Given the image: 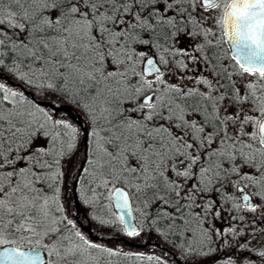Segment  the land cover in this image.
<instances>
[{
    "label": "snow or ice",
    "instance_id": "6c2138e0",
    "mask_svg": "<svg viewBox=\"0 0 264 264\" xmlns=\"http://www.w3.org/2000/svg\"><path fill=\"white\" fill-rule=\"evenodd\" d=\"M181 31L202 42L175 47ZM201 60L210 71L188 75V61ZM0 66L46 102L0 83V264H167L75 230L59 180L80 129L65 102L89 120L88 167L75 178L85 203L119 213L95 217L101 226L129 238L145 225L165 239L183 234L195 252L213 239L209 218L239 222L215 233L232 236L264 221V0H0ZM207 191L225 207L202 203ZM133 201L158 211L134 221ZM239 247L264 264V242L249 247L245 236Z\"/></svg>",
    "mask_w": 264,
    "mask_h": 264
},
{
    "label": "trees",
    "instance_id": "16d2710c",
    "mask_svg": "<svg viewBox=\"0 0 264 264\" xmlns=\"http://www.w3.org/2000/svg\"><path fill=\"white\" fill-rule=\"evenodd\" d=\"M7 27V26H2ZM13 30L8 29L9 34ZM18 31V30H17ZM140 51L147 50L152 52L155 57H159V53L155 48H147L140 46ZM5 64L9 67L12 66V62L8 57H5ZM0 83H4L7 87L15 91L22 92L26 98H32L39 103H46L42 97L37 93V90L22 82L15 75L10 73L7 68L0 66ZM64 108L71 112L74 118V122L80 129L77 138V147L69 155L65 156L61 161V177L59 180V187L61 188V203L66 209L68 218L73 220L76 225L77 231H80L86 238L103 242L105 246L114 248L123 252H144L148 254H156L164 257L167 264H225L228 258H231L233 264H260V261L256 257L255 253L251 254V260L248 259L249 253L245 249L239 247L240 243H243L244 237L247 236L249 239L253 237L251 229L255 225L245 223L243 228L248 229L247 232L242 231L238 236L232 235H215L216 232L226 233L227 228L232 225L240 227L239 222L232 221L231 218L225 214L223 220L216 219L213 221L211 218L208 220V227L211 229L215 239L212 246H204L202 249L197 248L195 252L191 251L188 244H185V235L183 234H169L167 239L159 235L157 232L152 231L145 225L144 230L140 237L129 238L123 235L119 231L120 225L117 224L115 228L110 226H101L98 219L95 217L102 216L105 219H114L115 213L110 208L106 213L99 204L85 203L89 196L84 194V189L87 187L83 184L82 179H75L78 170L83 167H88L85 162V152L91 151V137L90 133L87 132L89 129V120L87 116L76 109L70 102L64 103ZM73 156H77V159L71 162ZM67 178L68 180L62 182L61 179ZM83 177V173H81ZM227 193L228 185H226ZM205 192L204 194L209 193ZM218 203L221 207H225V201L220 198L219 194H216ZM211 198V195L208 196ZM207 201V198L204 199ZM107 204V200L103 201ZM155 201H151L147 204L144 209V215H141L137 207L134 209V216L136 220L144 221L145 216H155L157 209L154 207ZM259 229L255 228V233L258 234ZM144 235H149L144 237ZM179 235V239H177ZM191 243V240H189ZM181 245H184L181 248ZM144 249V250H143ZM46 251V250H45ZM187 253V255H185ZM47 254V252H46ZM113 264H136L133 260H125L123 258H113Z\"/></svg>",
    "mask_w": 264,
    "mask_h": 264
},
{
    "label": "flooded vegetation",
    "instance_id": "af4514ba",
    "mask_svg": "<svg viewBox=\"0 0 264 264\" xmlns=\"http://www.w3.org/2000/svg\"><path fill=\"white\" fill-rule=\"evenodd\" d=\"M183 27L184 26L181 25L182 29H183ZM188 27L191 30V32L195 31L194 29H192L191 25H189ZM180 35H181V38L176 42L175 47L182 48V49H187L189 52H192L193 49L195 47H197V45L200 44L202 42V39H203L202 37H197L196 35L191 34V33L190 34H184L183 31H181ZM221 52H222V54L224 52H226L228 54L229 61H230L231 54H230L227 42H225L223 44ZM188 63H189V66H190L188 72H190L191 75H197L198 76L201 73H205L206 74L207 72L210 71V67L209 68L205 67V61L204 60H201L198 64L195 63V62H192V61H188ZM230 66H231V63H230Z\"/></svg>",
    "mask_w": 264,
    "mask_h": 264
},
{
    "label": "rangeland",
    "instance_id": "374dc122",
    "mask_svg": "<svg viewBox=\"0 0 264 264\" xmlns=\"http://www.w3.org/2000/svg\"><path fill=\"white\" fill-rule=\"evenodd\" d=\"M144 52L147 54L149 51H147V50H144ZM150 53H152V52H150ZM188 75H190L191 76V74H190V72H188ZM176 79V77H173V80H175ZM77 159V156H73V158H72V160H71V162H72V164H73V162L75 161V160ZM68 179L65 177V178H63V179H61V181L62 182H65V181H67ZM228 190H229V192L231 193V194H236V195H238L237 193H235V188L232 186V185H228ZM204 195V198L206 199V198H208V196L209 195H211V198H216L217 199V196L215 195V193H213V192H209L208 193V195L207 194H203ZM202 203L203 202H206L205 200H202L201 201ZM109 202L107 201V204H108ZM145 203L146 202H142V201H133V203H132V207H133V209H135L136 207L138 208V209H143V211H144V209H145ZM148 203H150V202H147V204ZM110 209L113 211V209H112V207H110ZM114 213V212H113ZM251 215V214H250ZM136 220V219H135ZM210 228V227H209ZM255 228L256 229H259L260 230V232L262 231V230H264V221H262L261 220V218L260 217H257V223H256V225H255ZM259 232V233H260ZM212 235H213V233H212ZM149 235H144V237H148ZM213 238H214V235H213ZM215 239H212V241L207 245V246H212V244H213V241H214ZM216 241V240H215ZM244 242V241H243ZM261 242H264V236H261L259 239H254L253 237L252 238H250L249 239V247H251V246H256V247H260L261 246ZM199 248H203V247H199ZM144 250V249H143ZM188 264V263H187Z\"/></svg>",
    "mask_w": 264,
    "mask_h": 264
},
{
    "label": "water",
    "instance_id": "95a60500",
    "mask_svg": "<svg viewBox=\"0 0 264 264\" xmlns=\"http://www.w3.org/2000/svg\"><path fill=\"white\" fill-rule=\"evenodd\" d=\"M228 47H229L230 54L232 56L233 55V52L231 51L229 44H228ZM146 55H148V56H154V54L153 53H150V52L147 53ZM112 209H113L115 215L119 214L118 213V210L116 208L112 207ZM133 218H134V221H135L134 211H133ZM26 247H27V245H26ZM41 258H42V260H46L47 259V254H46V251L45 250H42L41 251Z\"/></svg>",
    "mask_w": 264,
    "mask_h": 264
}]
</instances>
